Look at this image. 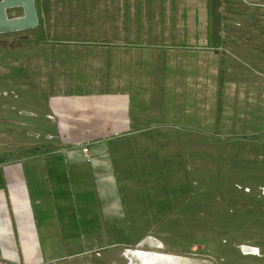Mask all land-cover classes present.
<instances>
[{"label": "rangeland", "instance_id": "374dc122", "mask_svg": "<svg viewBox=\"0 0 264 264\" xmlns=\"http://www.w3.org/2000/svg\"><path fill=\"white\" fill-rule=\"evenodd\" d=\"M36 1L42 27L0 36V155L20 156L29 147L20 106L49 87L41 83L49 50L100 59L104 50L134 49L137 59L123 61V69L137 70L141 87L147 79L150 85L155 77L163 80L166 69L186 73L188 101L204 96L202 107L188 102L187 109L203 113L206 125L200 141L172 149V175L180 172L181 179L172 176L169 200L178 197L175 190L180 200L154 233L165 248L150 240L109 251L99 263L241 264L242 255H255L264 264V0H219L218 51L207 42L208 0H178L176 11L169 2L156 3L149 20L135 13L134 0ZM259 114V123L250 121ZM246 246L253 249L247 253Z\"/></svg>", "mask_w": 264, "mask_h": 264}, {"label": "crops", "instance_id": "0c3cea01", "mask_svg": "<svg viewBox=\"0 0 264 264\" xmlns=\"http://www.w3.org/2000/svg\"><path fill=\"white\" fill-rule=\"evenodd\" d=\"M168 2L176 11L178 0H156L150 12L134 1L133 9L149 20L156 3ZM206 35L208 47L218 51L208 25ZM49 51L41 72L49 87L20 106L29 147L20 156L0 155V264H100L109 251L150 240L165 248L154 233L180 200L178 190L169 200L172 176L181 179L180 172L172 175V149L201 140L205 115L187 106L202 107L203 92L188 101L186 73L174 76L169 69L163 80L155 77L150 85L147 79L141 87L137 70L122 67L137 59L134 49L104 50L100 59ZM218 92L210 101L212 123ZM251 118L259 123L262 117Z\"/></svg>", "mask_w": 264, "mask_h": 264}, {"label": "water", "instance_id": "95a60500", "mask_svg": "<svg viewBox=\"0 0 264 264\" xmlns=\"http://www.w3.org/2000/svg\"><path fill=\"white\" fill-rule=\"evenodd\" d=\"M16 9H22L23 16L11 18L9 12ZM39 26L40 17L36 0L0 1V36L36 30Z\"/></svg>", "mask_w": 264, "mask_h": 264}, {"label": "trees", "instance_id": "16d2710c", "mask_svg": "<svg viewBox=\"0 0 264 264\" xmlns=\"http://www.w3.org/2000/svg\"><path fill=\"white\" fill-rule=\"evenodd\" d=\"M134 1L136 5L140 8V10L144 6L146 10L150 12L152 3L155 2L156 0H134ZM36 2H37V8H38L39 17H40V27H42L43 18L41 16H42L43 9H42V6H39V2L38 1ZM218 4H219V0H208V4H207L208 17H209L208 32H209L210 39L213 40V43L215 45L220 46L219 37H218L219 29H220L219 28V15L217 14ZM214 47H217V46H214Z\"/></svg>", "mask_w": 264, "mask_h": 264}, {"label": "built area", "instance_id": "2783aa9c", "mask_svg": "<svg viewBox=\"0 0 264 264\" xmlns=\"http://www.w3.org/2000/svg\"><path fill=\"white\" fill-rule=\"evenodd\" d=\"M83 153H84V156H85V159H86V161L87 162H90L91 161V158H90V155H89V148L88 147H85L84 149H83ZM248 249H253V248H251V247H247L246 246V248H245V252H249V250Z\"/></svg>", "mask_w": 264, "mask_h": 264}]
</instances>
